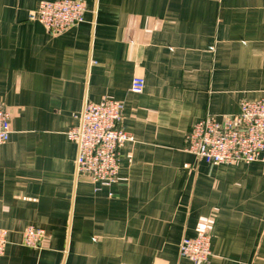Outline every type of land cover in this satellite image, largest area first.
<instances>
[{
    "label": "crops",
    "instance_id": "obj_1",
    "mask_svg": "<svg viewBox=\"0 0 264 264\" xmlns=\"http://www.w3.org/2000/svg\"><path fill=\"white\" fill-rule=\"evenodd\" d=\"M43 1L57 0H0V264H192L179 243L201 230L206 264H264V164L184 150L195 123L262 97L264 0H76L83 21L58 35L28 20ZM107 99L133 138L109 189L75 176L66 136L85 101Z\"/></svg>",
    "mask_w": 264,
    "mask_h": 264
},
{
    "label": "built area",
    "instance_id": "obj_2",
    "mask_svg": "<svg viewBox=\"0 0 264 264\" xmlns=\"http://www.w3.org/2000/svg\"><path fill=\"white\" fill-rule=\"evenodd\" d=\"M84 13L85 6L80 1H43L29 12L28 20L58 35L81 23ZM144 86V79L135 76L130 91L139 94ZM122 114L123 104L118 101L107 99L98 104L85 101L78 125L66 133L76 146L75 176H86L97 188L109 189L115 184L120 150L133 140L122 129ZM10 133V114L0 106V145L8 142ZM184 150L196 160L211 164H264V93L256 101L243 100L234 115L220 120L208 116L195 123L187 133ZM43 237V229L29 226L23 232L22 245L37 248ZM6 243V231L0 228V258ZM179 255L192 264H206L211 256L208 233L201 230L193 238H183Z\"/></svg>",
    "mask_w": 264,
    "mask_h": 264
}]
</instances>
